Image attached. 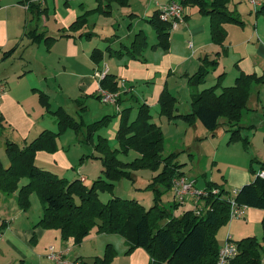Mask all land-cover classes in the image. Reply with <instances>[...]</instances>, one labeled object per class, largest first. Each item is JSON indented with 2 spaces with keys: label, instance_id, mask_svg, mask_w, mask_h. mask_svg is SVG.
I'll list each match as a JSON object with an SVG mask.
<instances>
[{
  "label": "trees",
  "instance_id": "1",
  "mask_svg": "<svg viewBox=\"0 0 264 264\" xmlns=\"http://www.w3.org/2000/svg\"><path fill=\"white\" fill-rule=\"evenodd\" d=\"M100 13L108 15L114 4L128 6L130 0H96ZM177 1L184 7L196 6L201 15L209 19V34L212 43L220 47V51L210 58L208 54L200 57V64L196 71L187 75V83L196 87L204 82L206 74L215 70L218 57L225 56L224 48L227 23L243 25L235 9H229L230 0H171ZM170 2V1H169ZM32 2L28 3L29 10L33 9ZM257 14L264 16V3L257 9ZM131 15V14H130ZM153 29L156 42L149 44L146 34L139 30L135 33L129 45H122L119 49L107 46L109 56L121 58L126 56L132 60L145 61L146 49H169V36L171 22L160 19L158 9L146 19ZM87 25L86 13L79 15L70 24L69 29L77 31ZM37 29L25 33L32 41H49L51 37H44L37 33ZM68 35V34H66ZM92 32H86L85 37L90 38ZM9 49L4 56L14 51ZM91 59L98 64L103 51L93 49ZM225 73L217 76L215 84L194 93L191 99V111L185 114H174L176 111V98L164 87L158 98L159 115L167 120L181 119L193 125L198 121L212 135L220 126L229 132L228 142L241 139L244 147L249 142L241 138L240 120L242 113L247 109V103L253 87L264 83V70L261 75L255 72L245 73L239 71L230 86L222 85ZM124 83V87L121 86ZM100 88L110 92H118L117 104L122 105L124 95L130 92L124 80H118L116 75L108 70L99 79ZM39 100L48 104L47 95L39 90ZM100 100L98 93L84 94L75 100L81 109H85L84 98ZM134 106H124L117 114H106L99 119L85 123L81 118L70 115L62 106L52 111L57 118L56 130L43 129L34 138L22 146L12 140L5 141V152L8 163L4 165L0 160V193H16L17 204L20 209L27 210L30 206L29 195L36 192L43 205L42 214L36 222V227L55 229L59 231L61 240L73 239L75 245H80L89 233L96 229L97 233L119 234L127 245L125 254L131 253L136 248L144 249L149 256V264H216L218 261L219 243L216 238L218 229L225 225L230 217L229 198L233 197L238 205L258 208L263 211L261 227L264 233V177L259 175L264 172V161L256 158L258 170L254 178L230 193L223 184L206 181L205 188L192 205L185 207L173 199L162 202L163 196L171 191L172 180L184 176L182 168L185 163L177 161L179 152L162 155L163 132L152 120L150 107L145 102L130 94ZM135 115L132 117V110ZM119 115V126L115 133L117 148H111L106 138L99 135L94 149L99 155L102 164L101 175L85 184L82 178L69 180L58 174L38 167L35 156L38 151L54 153L58 149V137L66 129H73L84 136L82 141L88 140L97 128L103 126L113 116ZM4 121L0 114V126ZM79 140H81L79 138ZM135 151L138 156L129 162L119 158V154L128 155ZM251 166V165H250ZM151 169L156 173L146 189L153 192V202L149 208L142 205L134 198L113 196L103 202L99 198L100 192L111 191L114 183L122 178H131L130 170ZM21 178H26L20 184ZM198 209L195 208V204ZM184 206V207H183ZM187 206V205H186ZM238 253L229 264H260L262 248L261 242L255 236H246L235 241ZM115 250L107 244L102 256H94L90 261L83 260L81 264H110L115 257Z\"/></svg>",
  "mask_w": 264,
  "mask_h": 264
},
{
  "label": "crops",
  "instance_id": "2",
  "mask_svg": "<svg viewBox=\"0 0 264 264\" xmlns=\"http://www.w3.org/2000/svg\"><path fill=\"white\" fill-rule=\"evenodd\" d=\"M81 1H82V6L87 7L86 9H91L95 7L94 4L96 2L95 0H81ZM140 1L141 0H139V2ZM169 1L171 0H149V5L146 6L145 8L146 10L144 11V14L140 12V9L134 8V6L131 4L130 1L129 5L126 6V8H129V10L124 8L122 9L121 14L125 17L127 16L128 20L135 19L137 20V24L139 22H142L143 24L141 26H137V24L132 26L131 23H129L130 27L128 26L126 27L127 32L122 34L119 33V29L121 25L117 22L118 27H116V22L111 20L108 28H111L112 34L104 37V39L101 40V44H102L101 46H95L94 48H92V50H89V48L86 45V41L84 37L86 32H92L93 34L96 33L95 30L92 29L93 25L87 22V25L83 26L81 29L77 31H72V29H69L70 24L76 19V17L80 15L78 14L77 10L68 9L66 10L67 11L66 14L62 15L59 11H57L60 8L59 0H52L51 5L53 6L54 11H56L55 30H52L45 27V25H47L46 15L48 14L50 9V3L48 0H0V10L4 9L8 11L7 17H5L4 19H0V50L1 49L9 50L15 47L13 54L16 51L20 50L19 59L17 61L21 65V68L19 72H16L18 77L28 76L33 71V67L30 68V64L33 65L32 62H37L36 64H39L42 67V74L46 79V83L51 77L53 79H56V77L64 79V77H66L64 76L65 74L71 77L73 76L74 81L76 83L75 84L76 87L77 88L79 87L78 94H76L77 98L81 97L84 94H90L93 92L98 93L99 76H97V73L102 71L104 69V66H106L108 72L116 75L118 80H124L126 87L129 88L130 90L129 93L123 96L124 102L122 103V105H118L119 111H116L115 108L113 109L114 113L118 114L121 108L124 106L130 105L135 107L134 103L128 98L130 94L134 95L133 89L136 83L145 84L143 86L144 92L141 95V98L140 99L138 97L137 98L139 99V101L148 104L151 110L152 108L158 105L159 95L161 91L164 89V87H167L165 86V84L167 85V79L170 75L178 71L179 73H183L185 75V78H187L186 75H190L194 73L198 68V65L200 64V57H202L204 54H208L210 58H213L214 54L220 51V47L212 43L210 39L208 18L206 17L207 20L204 21L202 17H199L200 13L196 6L185 7V16L183 21L179 23L176 29H172L170 31L169 49L166 51H163L159 48L146 49L144 52V58H145L144 62L138 60H132L127 58L126 56H123L117 59L116 57L110 58L109 62H106L105 59H103V61L100 64H96L91 59L90 54L93 51V49L97 48L103 51L104 56L109 55L108 51L106 50L107 46H109L111 49H119L122 45H129L135 33L138 32L139 30H142L147 35L148 30L146 29V27L147 26L149 27V23L146 21V19L153 13L154 10L157 9L159 4H165L168 3ZM30 2H32V4L34 5L32 11L29 10L28 8V3ZM262 2L264 3V0H262ZM63 4L66 7L70 5V2L69 0H64ZM257 8L258 7H256V9ZM41 15L43 16L40 20L39 17ZM255 15L258 16L256 10H254V16ZM111 16H105V17H108L110 19ZM35 17L39 19V22L38 24H35L34 27H32L30 30L36 28L37 33H42L44 37H51L49 41L44 42V39L40 41H32L29 37L26 36L25 38V36L23 37V35L19 34L20 33L19 27L17 25H19L20 22L24 21L23 26L25 27L27 25V21L30 20V18H31L30 21H32L34 20ZM96 20H100V19H96ZM122 20L124 22L125 18H122ZM255 20L258 21L257 18H255ZM257 25L258 23L256 22V25H254L252 30L250 28L248 29V25L245 22L243 25H237L233 29V31L236 32V34L232 33V35L236 36V41H234L233 39L229 40L228 35L231 34V32L230 33L227 32L226 39L224 41V48L227 50V54L225 56H232L231 60L233 61L232 63L233 72L231 71L232 75L228 80V72L226 71V65L224 62L225 57L219 56L217 68L215 70L210 71L212 76L211 77L212 80L209 81V83L210 82L212 83L210 84V86L215 84L217 80V76L222 72L225 73L222 79V85L224 86L232 85L239 71H243L245 73L255 72L257 75H261L263 73L264 33L262 30L259 31ZM263 25L264 23L261 24L259 28H261V26ZM226 26L227 25L225 24L224 28H226ZM89 27H91L90 30ZM137 27L139 28L137 29ZM132 33L133 36L132 38H130ZM92 37L93 35L89 39H91ZM127 37H129L130 39L129 44H125L123 42V40L127 39ZM250 37L251 39H253L254 37L255 42H252L253 40H248ZM188 38H190L192 42L188 41ZM154 39L155 40L152 42H149L148 40L150 45L156 42V36ZM42 41L44 42V48H46L45 51L47 53L46 63L51 67V70H47L45 65L37 61L35 49L39 50V48H41L40 46H42L41 45ZM248 41H251L252 43ZM187 42L189 47L193 48L189 56L187 53H185L186 49L188 48ZM249 44L252 45L253 50L247 51L240 49V46H244L246 48V46H249ZM52 59H57L59 63L62 61L64 64L60 66V69L55 70L53 65L51 64ZM71 60L74 63H76L77 65L76 67H83L87 70L85 71L77 70L78 68H75L72 65V63L70 62ZM86 60H89L92 64L95 65L93 66L92 71H90L89 68L86 66ZM5 75L0 76L1 115L4 118L5 124L6 122H8V124L13 123L19 125V129L22 131L23 134L22 137H24L23 138L24 143H26L27 141L34 138L41 130L46 129L47 126H44L43 124L39 123V121L35 119L34 117L35 115L32 112L27 111L29 109L23 103L24 101L22 100V98H16L15 96H13L14 91L18 93L19 90L12 89V87L8 86V81ZM226 80L228 81L226 82V84H224V81ZM56 82L57 83L55 84L58 87V89L60 91H64V87H65L64 80L61 81L60 79V81H58L56 79ZM206 87L203 84H200L193 88L189 86V84L187 83V88L185 89L187 93L188 103L190 102L189 107H187V109H190L188 110L189 112L191 111L192 95ZM33 88L39 89L38 86H33ZM262 88H264V83ZM169 91L172 93V95H174L173 88L169 89ZM260 93L262 96L257 94L255 102L253 99L254 95H250L246 110L256 111L257 113H261L264 116V93L262 94L261 90ZM86 99L87 98H84V101H86ZM176 102H177V98H176ZM34 111L36 110L34 109ZM133 111L134 113L132 114L134 116L136 111L135 109H133ZM106 114H110V113H106ZM177 114H184V113L177 111ZM263 118H259V123L262 125L264 124ZM152 120L155 124H157L160 127L159 123H157L154 120L153 115H152ZM172 121L173 120L170 121L168 120V122H172ZM118 123L119 121L115 126L116 130L119 126ZM199 124L200 123L196 121L192 125V127H194L193 134L195 135V133H200L199 135L207 138L209 136L208 131L204 128V130H206V132H204L203 129H201L200 127L201 124L200 125ZM31 133H33L32 135L34 136L29 138ZM77 141L81 142L82 140L78 139ZM228 143L229 142H227V144ZM56 152L58 151H55L54 153L38 151L35 156V164L38 167L53 171L56 174H58V172L57 170H55V168L56 169H59V167L61 169L69 168L72 165V161L67 160V158L65 157V153H63L62 151L60 153H56ZM260 155L261 154H259L258 156L262 157ZM81 169L82 168L79 169V172H81ZM101 170L102 168L100 169V171ZM182 171H184L183 168ZM237 172L238 173L235 176H233V178L229 181V184L236 189H238L243 184H245L244 181H247L248 179L246 175H244L243 173L239 171ZM78 177L84 178V181H86V178L84 177L83 174H80V176ZM195 188L202 190L205 188V186L198 188L195 182ZM169 193H170V199L168 201L172 200V192L170 191ZM0 197L2 198L1 199L3 202L2 204L5 205V209L8 210L5 211L3 210L2 206L0 207V233H1L0 254L1 256H4V253L7 250H11L17 256L20 257L19 263L17 262L18 260H16L17 258H13L12 260H8L5 262L1 261L0 264H27L26 261L28 259L37 260L38 261L37 264H42V260L43 257L45 256L47 246L48 245L50 246L51 244L55 245L54 246L56 247L55 251L61 252L65 260L70 259L71 261L70 264L71 263L81 264V261H83L85 259L84 257L86 256L79 254V252L76 253L74 249L76 247L81 249L84 244L95 245V243L97 242L96 238H99V237H95L90 241L85 242V239L91 236L92 233L95 234L94 236H99L96 229H93L89 233V235H87L84 238L83 242L80 245H75L72 238H69L65 241L61 240L58 230L44 229L42 227L35 226L36 222L38 221V219L42 214V211L39 214L37 221L33 222L30 220L28 214L30 208L26 211H21L20 209L17 208L15 202L16 193H12V194L0 193ZM9 200H13L14 202L11 211H9L10 207L8 206L10 202ZM191 200L192 197L189 196L186 202L184 203V206H186V204L188 203L192 205L193 201ZM10 212H14L16 214L18 212L19 214L17 215L14 213L10 214ZM244 213L241 217L243 218V223L245 225L242 223H237V224L229 223L230 225H228L227 227V232L225 233V237L221 238V241H218L219 245L227 238L238 240L244 236H250V234H248V230H249L248 228H250V225L256 224V222L261 223V219L263 215V211L261 209L246 207ZM19 218H24L25 223L23 222L22 224H17L16 221ZM17 242L23 244L25 249L24 250L19 249L16 245ZM123 242L126 248L122 250L117 249L116 256L113 258L110 264H121V260L125 264H149V256L144 249L136 248L127 255L125 254L127 245L124 239ZM100 249H102V245L99 246V252ZM103 249H105V246H103ZM72 250H74L73 251L74 256L70 255V252ZM94 251H96V249ZM100 253L94 254V256H100ZM120 254H125V255H123L122 257ZM94 256L91 255L89 257H94ZM124 257L127 259V261L124 260Z\"/></svg>",
  "mask_w": 264,
  "mask_h": 264
},
{
  "label": "rangeland",
  "instance_id": "3",
  "mask_svg": "<svg viewBox=\"0 0 264 264\" xmlns=\"http://www.w3.org/2000/svg\"><path fill=\"white\" fill-rule=\"evenodd\" d=\"M48 1L50 3V9L48 14L46 15L47 25H45V27L55 30L56 11H54L53 6L51 5L52 0H48ZM130 1L131 4L134 6V8L140 9V12L142 14H144V11L146 10L145 9L146 6L149 5V0H141L140 2L139 0H130ZM59 2H60V8L57 11H59L62 15H65L67 12L66 10L68 9H72V10L75 9L80 15L86 13L87 22L93 25L92 29L95 30L96 32L93 34V37L91 39L84 37L86 41V45L89 48V50H92V48H94L95 46H101L102 45L101 40H103L104 37L112 34L111 28H108L111 20L116 22V27H118V23L121 25L119 29V33L122 34L127 32L126 27L127 26L130 27L129 23H131L132 26L137 24V20L135 19L128 20L127 16L125 17L121 14L122 9L126 8V6L122 7L114 4L111 13L105 15L103 13H100L98 10H95L97 7V1L94 3L95 7L91 9H86L87 7L82 6L81 0H69L70 5L66 7L63 4L64 0H59ZM228 6L229 9L231 10L235 9L237 11L241 20L247 23L248 29L250 28L252 30L257 22L259 31L262 30L264 33V25L261 26V28H259V26L264 23V16L263 14L260 15L258 14V16L256 15L254 16V10H256V8H254L248 1L230 0ZM126 9L129 10V8ZM7 15H8V11L4 9L0 10V19H4L5 17H7ZM199 15H200L199 17H202L204 21L207 20V18L204 17L203 15L201 14ZM42 16L43 15L39 17L40 20ZM105 16H111V18L109 19L108 17ZM122 18H125L124 22ZM255 18H257L258 21L255 20ZM96 19H100V20H96ZM30 20L27 21V25L25 27L23 26L24 21L20 22L19 25H17L19 27V32H20L19 34L23 35V37L25 36V38L27 35H24V32L25 33L28 32L32 27H34L35 24H38L39 22V19H37V17H35L34 20L32 21ZM142 24H143L142 22H139L137 26H141ZM226 25H227L225 28L226 33L231 32V34L228 35V39L229 40L233 39L234 41H236V36L232 35V33L236 34V32H234L233 29L237 25L231 23H227ZM90 28L91 27H89V30ZM138 28L139 27H137V29ZM146 29L148 30L146 35L147 39L149 40V42L154 41L155 33L153 29L151 28L150 25L149 27L147 26ZM132 36L133 33L130 36V38H132ZM248 40H253L252 42H255L254 37L253 39H251L250 37ZM188 41H191V39L188 38ZM123 42L125 44H129L130 42L129 37L123 40ZM248 42L252 43L251 41ZM41 45L42 46H40L41 48H39V50L35 49L37 61L45 65L47 70H51V67L46 63L47 53L45 51L46 48H44L43 41L41 42ZM187 47L188 48L186 49L185 53H187L189 56L193 48L189 47L188 42H187ZM240 49L247 51L253 50L251 44H249V46H246V48L244 46H240ZM6 50L3 49L0 50V76L6 74L5 76L8 81V86L12 87V89L19 90L18 93L14 91L13 96H15L16 98H22L25 106L29 110H31V111L29 110L27 111L32 112L35 115L34 116L35 119H37L39 123L43 124L44 126H47L46 128L48 129L51 128L53 130H56L58 128L57 118L54 116L52 111L56 110L59 106H62L70 115L74 116L75 118L77 119L81 118L85 123H91L99 119L100 117H102V115L106 113L115 114L113 110L115 106L113 104H104L101 101L91 97L87 98L86 101L84 102L86 108L80 110V106L77 105V103L74 100L75 98H77L76 94H78V88H79V87L77 88L75 85L76 83L74 81V77L68 76L66 74L64 75L66 76L64 77V79L56 77L58 81H60L61 79V81L64 80L65 83L64 91H60L55 84L57 83L56 79H53L51 77L46 83V79L42 74V67L39 64H36L37 62H32L33 65L30 64V68L33 67V71L28 76L18 77L16 72H19L21 68V65L17 61L19 59L20 50L16 51L14 54L12 52L10 55L4 56L3 53ZM224 57H225L224 62L226 65V71L228 72V80H229L232 75L231 71L233 69L232 66L233 61L231 60L232 56H224ZM110 58H114V57L109 55H105V56L103 55L101 61L98 64H100L103 61V59H105L106 62H109ZM70 62L75 68H78L77 70L79 71L87 70L83 67H76L77 66L76 63H74L72 60ZM51 64L53 65L55 70H58L60 69V66L64 63L62 61L59 63L57 59H52ZM86 66L89 68L90 71H92V68L95 65L92 64L89 60H86ZM105 67L106 66H104V68ZM211 77H212L211 72H209L208 74H206L205 80L201 84H203L205 87L210 86V84H212L211 82L209 83V81L212 80ZM228 80L224 81V84H226ZM144 85L145 84L143 83H136L133 89L134 95L139 99L141 98V95L144 92V87H143ZM33 86H38L39 89L33 88ZM165 86H167L166 88L168 90L173 88L174 91L173 94L177 98V102L175 104L177 110L173 111V113L177 114V111L184 114L188 113L189 112L188 110L190 109H187V107H189L190 102L188 103L187 93L185 89L187 88V78H185V75L183 73H179L178 71L173 73L168 77L167 85L165 84ZM262 86L263 84L256 85L254 89H252L250 95H254L253 96L254 102L257 97V94L261 95L260 90L262 94L264 93V88H262ZM39 90H42L43 93L47 95V99L49 102L48 104L42 103L39 100V93H40ZM33 108L36 111H34ZM132 113H134L133 110ZM151 113L153 115L154 120L157 123H159L163 132L162 155L166 156L171 152H176V151L179 152L177 161L180 163L183 162L185 163L183 167L185 176L190 180L193 181L195 180L196 186L198 188L205 186L206 181H214L223 184L225 189H227L230 193H233L232 191L236 190V188L232 187L229 184V181L233 178V176H235L238 173L237 171L246 175V177L248 178L247 181H244L246 184L247 182H250L254 178V173L251 172V167L255 169V171L258 170V162H252L251 164V159L256 158L258 160L259 159L264 160V124L262 125L259 123V118H263L264 116L261 113H257L256 111H251V110L249 111L244 110L242 113L240 124L241 126L244 127H241L239 131V135L241 136V138L248 139L249 142L247 143L248 145L246 148L242 144L241 139H236L227 144L228 142L227 139L230 133L225 131L224 126H220L216 130L215 135L213 136L211 135V133L208 132L209 136L205 138L199 135L200 133H195L194 135L193 134L194 127H192V125H189L188 123H186L181 119L178 120L175 119L176 121L173 120L172 122H168L165 116L162 117L161 115H159L158 105L151 109ZM0 114H1V109H0ZM131 116H133V114H131ZM118 121H119V116L111 117L109 121H107L103 126L97 128V130L93 132V135L90 137L92 139L89 142L88 140L81 142L77 141L79 138L81 140L84 138V136L80 134V131L76 133L73 129L70 128L64 130L58 137L57 140L58 152L56 153H60L61 151L65 153V157L67 158V160L72 161V165L67 169L63 168L64 170L61 169L60 167L59 169L55 168V170H57L58 172V175L61 177H65L69 180H72L76 178V176L78 177L80 176V174H83L84 177L86 178V181H84L85 184L90 185L94 179H96L99 175L102 174L100 171V169L102 168L100 159L92 157L93 154L99 155V152H97L94 149V145L97 142L98 136L101 135L106 138V141L111 148H117L118 142L116 141L115 138V133H116L115 126ZM200 127L201 129H203L204 132H206V130H204L202 126ZM32 134L33 133L30 134L29 138L34 136ZM22 136L23 134L22 131L19 129L18 124H13V123L8 124V122H6L5 124V122L3 121L2 125L0 126V160L3 161L4 165H7L8 163L5 152V141L8 139L14 140L17 144L22 146L23 144H25L23 139L24 137ZM259 154H261L260 156L262 157H259L258 156ZM137 156L138 154L135 151H130L126 156L123 154H119V158L125 162H129ZM80 168H82L81 172H79ZM130 173H131L130 174L131 178H122L118 180L117 182L114 183V186L111 191L100 192L99 193L100 200L105 202L113 196H119L123 198H134L136 200H139V202L142 205H144L146 208H149L153 202V192L146 189V186L151 181L152 176L156 172L148 168L147 169L141 168V169L130 170ZM26 181H27L26 178H21L20 184H24L26 183ZM1 199L2 198L0 197V207L2 206L3 210L8 211L5 209V205L2 204L3 202ZM29 199H30V206H29L30 209L28 208L29 209L28 214L30 220L36 222L39 214L42 211L43 205L36 192H32L29 195ZM169 199H170V193L168 192L163 196L162 202L166 204V202ZM9 201L10 202L8 206L10 207L9 211H11L14 202L13 200H9ZM15 202L17 208L20 209L17 204V199L15 200ZM186 205L187 206L185 207H188V205L191 204L188 203ZM20 210L24 211L22 209ZM13 213L14 212H10V214ZM17 214L19 213L17 212ZM23 222L25 223L24 218H19L16 221L17 224H22ZM229 223L244 224L242 217L230 218L225 225L221 226L218 229L216 233L217 241H221V238L225 237V233L227 232V227L228 225H230ZM248 229H249L248 234H250V236L257 237V239L262 244V248H264V233L261 227V223L256 222V224H251L250 228ZM98 234L99 236H94L95 234L92 233L91 236L85 239V242H87L95 237H99L96 238L97 242L95 243V245L84 244L81 249L77 247L74 249L76 253L79 252V254L86 256L84 257L85 258L84 260L90 261L91 260L90 258L93 257H89V256L91 255L94 256V254H99L100 252H101L100 256H102L104 253L103 246H107V244H111L115 252H117V249L122 250L126 248L123 242V238L119 234H111V233H98ZM224 241L220 244V246L224 243ZM232 241L235 242L236 240L232 239ZM16 245L19 249L22 250L25 249V247L21 243L17 242ZM101 245H102V249H100L99 252V246ZM54 246L55 245L53 244L47 246L45 256L43 257L42 260V264H56L54 261H51L47 257V254L49 253V249L51 247L54 249L56 248ZM94 248L96 249V251H94L95 250ZM74 250L70 252L71 256H74L73 253ZM120 255L123 257V255L125 254H120ZM13 258H17L16 260H18L17 262L19 263L20 257L17 256L13 251L7 250L4 253V256H1L0 254V263L1 261L5 262L8 260H12ZM66 260L70 264L71 262L70 259H66ZM124 260L127 261L125 257ZM26 262L27 264L38 263L37 260H32V259H28ZM121 264H125V263H123V261L121 260ZM260 264H264L263 251L261 252Z\"/></svg>",
  "mask_w": 264,
  "mask_h": 264
},
{
  "label": "built area",
  "instance_id": "4",
  "mask_svg": "<svg viewBox=\"0 0 264 264\" xmlns=\"http://www.w3.org/2000/svg\"><path fill=\"white\" fill-rule=\"evenodd\" d=\"M246 1H248L254 8L259 7L263 3L262 0ZM157 9L159 11L160 19L171 22V30L176 29L179 23L183 21L185 16V7L177 1H170L165 4H159ZM106 72L107 67L97 73L99 79L102 78ZM121 86L124 87L123 82H121ZM98 95L100 96V101L102 103L113 104L117 111H119V106L117 104L118 92H110L99 87ZM259 175L261 177H264V172L260 171ZM82 180H84V178H82ZM171 192L173 199L180 204H184L189 196L195 199L196 202L201 195L205 194L201 189L195 188V181L190 180L185 176L175 177L172 180ZM229 202L230 217H241L244 213L246 206L238 205L233 197L229 198ZM195 208L198 209L196 204ZM237 253V244L233 242L231 238H227L226 241L219 247L218 261L216 264H229L230 260L234 258ZM47 257L57 264H68V262L63 257L62 253L55 251V249L52 247L49 249Z\"/></svg>",
  "mask_w": 264,
  "mask_h": 264
}]
</instances>
